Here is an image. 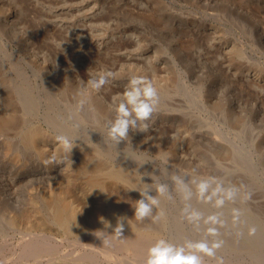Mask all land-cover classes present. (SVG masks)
<instances>
[{"label": "rangeland", "instance_id": "obj_1", "mask_svg": "<svg viewBox=\"0 0 264 264\" xmlns=\"http://www.w3.org/2000/svg\"><path fill=\"white\" fill-rule=\"evenodd\" d=\"M103 71L114 76L99 92L86 86ZM133 76L151 80L160 103L147 132L130 130L129 139L112 148L114 162L133 166V160L138 175L149 180L147 175H160L169 165L159 150L175 143L186 158L185 165H175L177 174L244 186L242 198L250 193V199L243 203L260 215L240 210V225H233L231 209L237 206L226 204L227 224L218 239L232 247L222 246L217 256L225 264H264V0H0V115L24 121L21 133L34 124L55 137L110 145L111 106ZM53 116L56 124L48 121ZM7 131L0 132V143L7 138L18 144L24 136ZM30 151L13 163L0 146V202L9 210L39 205L41 193L68 187L65 181L77 190L83 185L71 181L74 171L65 164L49 163L53 154L62 158L58 153L40 163ZM239 151L248 166L239 165ZM168 202L189 240L206 235L205 227L197 231L182 218L179 197ZM192 204L206 215L214 211L195 199ZM251 227L256 232L249 235ZM13 234L7 235L9 244L19 237Z\"/></svg>", "mask_w": 264, "mask_h": 264}, {"label": "bare ground", "instance_id": "obj_2", "mask_svg": "<svg viewBox=\"0 0 264 264\" xmlns=\"http://www.w3.org/2000/svg\"><path fill=\"white\" fill-rule=\"evenodd\" d=\"M93 110V113H97L98 116L102 114L98 106L94 107ZM49 120L56 124L59 118L53 116ZM50 121L49 123H51ZM24 125V121L16 120L12 113L0 115V132H8L7 130L20 132V128ZM23 130L24 132H20V135H24L19 141L20 143L14 144L11 139L9 141L7 138L0 143L3 156L7 157L10 162L19 163L20 155L26 150L33 151L41 160L40 163L42 161L46 162L51 153H58L62 158L67 159V154L63 151L53 133L46 131L42 126L34 124L31 128ZM20 135L18 133V136ZM75 144L76 146L73 147L68 157L71 161V167L67 163L64 167L75 172H73L75 176L71 177V181H82L81 184L83 185L77 187L79 191L82 189L81 193H84L85 190L86 194L79 196L80 192L76 189V186H70L71 182L65 181L68 183V187L48 189L45 193H41V198L38 201L39 205L32 201L33 203L30 206L19 212L9 210L3 202H0V264H143L147 249L156 240L166 238L172 243H183L189 240L190 237L185 234L186 232L183 233L180 225L177 224L178 219L171 214L172 206H168L167 199L161 198L160 209H157V213L163 210L164 217L155 222L151 218L143 222H138L133 218L129 221L130 227L125 226L123 238L114 241L111 247H105L97 237L99 235L98 231L104 230L100 218H105L114 226L118 216H124L128 219L133 217L134 209L132 205L140 199V196L137 191H130L129 189L143 188L139 180L140 175L138 174L140 173L136 168L134 169L135 162L133 160V166L114 162V151L104 141L88 138L86 141H76ZM179 149L177 144L172 143L167 152L159 150V154H162L169 164L167 169L171 172H180L179 169L177 172L175 165L178 166L186 160L181 149ZM31 151L30 153H33ZM238 153L241 155L238 157L239 165L248 166V158L243 154L245 152L239 151ZM233 156L237 157L234 153ZM139 159L141 158L137 155V160L139 161ZM180 168L182 167L180 166ZM66 177L69 178L68 175ZM142 179L145 183H151L150 179ZM65 182L62 184H65ZM235 186L238 188L244 187ZM150 194L154 195L155 193ZM243 201L241 194L234 206H237L240 210H245V216L247 214L260 215L257 213L258 211L256 212L254 206L250 203L249 205L244 204ZM177 207L179 206L177 205ZM172 212L174 213V211ZM4 223L6 226H3ZM9 233H14L12 236H19L12 237V239H17L13 244L8 243L7 235ZM245 240L244 237H241V243L244 245ZM223 246V249H228L229 246L232 247L229 241L228 243L225 242ZM232 261L234 260L232 259ZM234 263L237 262L234 261Z\"/></svg>", "mask_w": 264, "mask_h": 264}, {"label": "clouds", "instance_id": "obj_3", "mask_svg": "<svg viewBox=\"0 0 264 264\" xmlns=\"http://www.w3.org/2000/svg\"><path fill=\"white\" fill-rule=\"evenodd\" d=\"M114 74L110 71H103L95 78L89 79L86 86L99 92ZM160 103L158 89L151 80L143 76H133L127 83L125 90L115 101L111 110L114 112V118L110 119L106 125V138L110 146L117 150L122 141L129 139L130 130L147 132L149 130L148 121L157 111ZM84 101L79 102V108H83ZM88 135V133H87ZM63 151L67 154V159L59 158L56 154L50 158L49 163L65 164L71 167L69 154L75 142L80 140L78 136L60 134L56 137ZM143 165V164H142ZM141 165V166H142ZM139 177L143 188H131L130 191H137L140 199L136 200L134 205V214L131 219L124 216H118L116 223L113 224L101 217L100 222L104 230H99L97 236L105 247H111L114 241L123 238L125 226H129V221L133 218L138 222H143L151 218L154 222L164 217L165 213L160 210L161 198L173 201L179 197L182 207L180 214L182 218L192 227L200 231L202 226L206 228V235L197 241L186 240L183 243H172L166 238L156 240L146 251L143 264H206L205 257L213 258L216 264H225L222 256H217V251L223 246V240L218 239L220 229L225 227L227 221L223 218L222 210L226 204H235L241 197L240 188L226 183L222 178L209 176L207 178H198L193 176L188 178L185 175L169 173L165 168L160 175H147L151 183L143 182V177ZM161 176L164 179H161ZM155 193L154 195L150 193ZM198 201L201 204L210 205L214 211L205 214L193 207L192 201ZM243 199H250V193H244ZM241 211L239 208L231 209V222L233 225H239ZM110 230V231H107ZM256 228H249V235L255 234ZM209 237H212L210 240Z\"/></svg>", "mask_w": 264, "mask_h": 264}]
</instances>
